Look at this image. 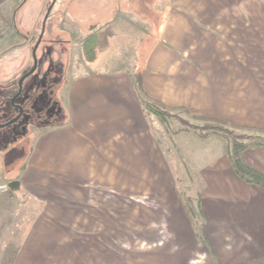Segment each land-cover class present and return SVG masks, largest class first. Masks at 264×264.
Wrapping results in <instances>:
<instances>
[{"label": "crops", "instance_id": "1", "mask_svg": "<svg viewBox=\"0 0 264 264\" xmlns=\"http://www.w3.org/2000/svg\"><path fill=\"white\" fill-rule=\"evenodd\" d=\"M35 1L0 0V16L10 9L13 27L1 36L0 77L22 78L34 67L45 0ZM159 1L160 34L135 65L138 26L123 20L135 16L146 26L140 16L117 0H55L28 77L41 62L38 76L49 83L54 74L43 47L71 42L70 66L55 65L62 84L35 88L45 103L36 111L31 100H19L28 77L19 95L18 87L11 96L0 89L12 107L6 114L17 113L9 121L18 108L31 119L25 132L9 129L20 118L0 130V185L7 188L0 192V264L264 259V189L234 174L220 140L179 143L186 175L200 180L187 188V198L197 200L194 225L177 192L176 161L154 129L161 122L143 105L147 97L195 117L264 129V0ZM51 93L60 111L50 109ZM241 158L264 173L263 149ZM18 161L22 168L9 171Z\"/></svg>", "mask_w": 264, "mask_h": 264}, {"label": "rangeland", "instance_id": "2", "mask_svg": "<svg viewBox=\"0 0 264 264\" xmlns=\"http://www.w3.org/2000/svg\"><path fill=\"white\" fill-rule=\"evenodd\" d=\"M119 4H122V6L130 11L133 12V14H135L136 16H140L141 20H143V22L146 24V26H143L142 24L138 23V20L136 19L135 16H131L128 15L129 20H123V16L119 15V20H123L125 22L128 23H136V26H138V28H135V31L138 35L139 38L136 39V43L137 46L139 45V50L136 49V51L134 52V56H133V63L135 65H137V63H142V60L145 59V56L148 52V50L154 45L156 38L159 36L160 34V30L156 29V27L159 26V22H160V18L156 13V10L154 9V3L155 1L158 0H128L127 3H125V0H117ZM37 2V0L35 1ZM52 0H45L43 3V9L42 11L39 12V21L37 23V27H38V35L40 32V28H41V24L44 18V15L48 9V7L50 6ZM133 2V3H132ZM161 3V5H165L166 0H160L159 1ZM37 4V3H36ZM145 4V5H143ZM144 9V11H143ZM0 18H2L3 20V25H2V30L0 31V44L2 42V37L3 36V32H7V33H11L12 31V18H11V12L10 9L7 11H3V15L0 16ZM107 18H105L104 20H106ZM109 21V19L107 20ZM118 21V20H117ZM263 21H264V15H263ZM49 23V22H48ZM48 26H46V30H45V36L48 33ZM45 50V54L48 57V59H51L50 62V66L49 68L52 69L50 74H54V76H51V80H49L51 82V90L56 89L58 86H60L64 80L63 75L61 74V72H57V70H55V65L57 66L58 63L61 61L60 66L63 67V69H67L70 64H71V58L70 55L73 51V45L72 43H66L65 45L62 46H51L49 48L43 47ZM2 56V55H1ZM87 59H89L90 54L86 55ZM124 59L126 60V57H130V56H124ZM1 58V57H0ZM74 58H72V60L74 61ZM57 63V64H56ZM75 67H77L80 62L76 61L74 62ZM31 68V65L29 66V68L26 70L29 71ZM5 71V70H4ZM41 71V62H39L38 65V70L35 74H33L32 76L26 78L24 84H23V89H22V93L19 96V100H23V101H28L29 102L31 100V103H33L32 109H34L36 111V106L40 107H45V103H42L43 101H41V93L42 90L38 92V94L35 93V88H39L42 89L43 87L46 88L48 86L47 78H39V74ZM6 72V71H5ZM25 72V73H26ZM20 76L18 77H5L3 75H1L0 77V89L1 90H7L8 92H10V96L12 95V92H15V89L17 90L18 87V82L20 80ZM15 94V93H14ZM50 109L52 111H60L61 107H59L58 102L55 100H52V97L55 96L54 94H50ZM12 99V98H11ZM0 101L2 106L0 107V123H5L6 121L10 120L12 117H14L15 115H17V113L13 114L12 116L7 115L6 114V105H8V103L6 105H4L3 102V98L0 94ZM11 102V100L9 99V103ZM11 106V105H10ZM8 105V107H10ZM31 106L30 108H28L27 110H31ZM7 107V108H8ZM12 108V107H10ZM53 108V109H52ZM49 109V111H51ZM8 111V110H7ZM30 112V111H29ZM169 114L167 115V123H161V124H154V129L156 130V133L158 134V136L160 137V142L162 143V146L164 147V152H168L169 155L171 157H173L175 159V163L176 165H174L175 167V175L176 177V185H177V192L179 194V197L181 198L184 207L187 209L189 216L192 218L193 224H196V220L198 217V214L196 213V209H197V200L196 198H192L189 199L187 197H189L187 195V188L188 187H197L200 185V180L199 179H193L191 180L185 173V166L184 163L182 162V159L180 158V156L178 155L177 152V146L178 144H186L188 143L187 141L192 140L193 143L197 144H201L203 143L205 140H201L199 138H193L196 136H201L204 135V128L206 126H208L207 122L198 120L195 116L189 115L186 112L183 111H170L168 112ZM155 119V118H154ZM28 120L30 121L31 119L29 118V113H25V115L20 118V120L17 122L16 125L13 126V128H10L12 126L9 127V129H13V132L15 133H19L22 132L24 130H26V125ZM56 122V120H55ZM8 129V130H9ZM8 132V131H7ZM25 132V131H24ZM178 133H180L179 135H177ZM177 135V136H176ZM196 135V136H195ZM210 139V138H209ZM218 140V139H217ZM5 141V137H3L1 139L0 137V145H3ZM181 141V142H180ZM0 150H3V147L1 146ZM167 156V155H166ZM169 159V158H168ZM170 160V159H169ZM23 166V161L16 163L15 165H13L12 167L9 168V171H18L22 168ZM197 216V217H196Z\"/></svg>", "mask_w": 264, "mask_h": 264}, {"label": "trees", "instance_id": "3", "mask_svg": "<svg viewBox=\"0 0 264 264\" xmlns=\"http://www.w3.org/2000/svg\"><path fill=\"white\" fill-rule=\"evenodd\" d=\"M144 108L160 120L167 123L168 112L172 109L163 104L145 97ZM198 120L207 122L204 135L196 136L201 140L218 139L224 145V151L234 174L244 183L255 185L264 189V173H261L242 161V154L250 148L264 150V129L238 126L221 120L196 117ZM246 264H264V259L255 260Z\"/></svg>", "mask_w": 264, "mask_h": 264}, {"label": "water", "instance_id": "4", "mask_svg": "<svg viewBox=\"0 0 264 264\" xmlns=\"http://www.w3.org/2000/svg\"><path fill=\"white\" fill-rule=\"evenodd\" d=\"M54 2H55V0H52L50 6L48 7V9H47V11H46V15H45V17H44V21H43V24H42L41 35H40L38 41L36 42V44H35V46H34V48H33V51H32V57H33V61H34V67H33V69H32L28 74H26L24 77L20 78V80H19V82H18V88H19V91H18V94H17V95H19L20 92H21V89H22V82H23V80H24L26 77H28L30 74H32L33 71H34L35 68H36V56H35V52H36V49H37V47H38V45H39V42H40V40H41V37H42L43 31H44V24H45V21H46V19H47L48 13L50 12L52 6L54 5ZM13 102H14V99H11V104H12V106L14 105ZM18 110H19V114H18V116H17L15 119L9 121V122L6 123V124H4V125H0V129H1V128H4V127H7V126H9V125H11V124H13L14 122H16V121L20 118V116L22 115L23 111H22L21 108H18ZM10 186H11V185H10ZM10 186H9V187H10Z\"/></svg>", "mask_w": 264, "mask_h": 264}, {"label": "flooded vegetation", "instance_id": "5", "mask_svg": "<svg viewBox=\"0 0 264 264\" xmlns=\"http://www.w3.org/2000/svg\"><path fill=\"white\" fill-rule=\"evenodd\" d=\"M15 105H20L18 102H17V99L15 100V103H14ZM2 106V104L0 103V107ZM15 111H16V108L14 109ZM9 121V120H8ZM7 122V121H6ZM5 122V123H6ZM27 123H29V120H28V122ZM2 124H4V123H0V125H2ZM17 124V123H16ZM16 124H14V125H16ZM6 129H8V127H6V128H1L0 130L2 131V130H5L6 131Z\"/></svg>", "mask_w": 264, "mask_h": 264}, {"label": "built area", "instance_id": "6", "mask_svg": "<svg viewBox=\"0 0 264 264\" xmlns=\"http://www.w3.org/2000/svg\"><path fill=\"white\" fill-rule=\"evenodd\" d=\"M7 188L4 185H0V192H6Z\"/></svg>", "mask_w": 264, "mask_h": 264}]
</instances>
